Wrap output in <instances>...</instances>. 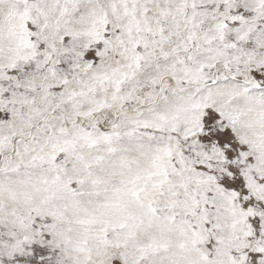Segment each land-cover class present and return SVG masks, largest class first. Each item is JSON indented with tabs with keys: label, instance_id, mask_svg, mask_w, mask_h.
<instances>
[{
	"label": "snow or ice",
	"instance_id": "obj_1",
	"mask_svg": "<svg viewBox=\"0 0 264 264\" xmlns=\"http://www.w3.org/2000/svg\"><path fill=\"white\" fill-rule=\"evenodd\" d=\"M0 264H264V0H0Z\"/></svg>",
	"mask_w": 264,
	"mask_h": 264
}]
</instances>
